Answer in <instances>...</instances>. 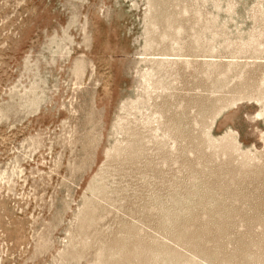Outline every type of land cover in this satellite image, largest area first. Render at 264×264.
<instances>
[{"label": "rangeland", "instance_id": "rangeland-1", "mask_svg": "<svg viewBox=\"0 0 264 264\" xmlns=\"http://www.w3.org/2000/svg\"><path fill=\"white\" fill-rule=\"evenodd\" d=\"M0 264H264V0H0Z\"/></svg>", "mask_w": 264, "mask_h": 264}]
</instances>
